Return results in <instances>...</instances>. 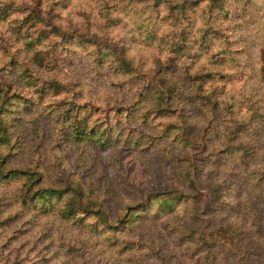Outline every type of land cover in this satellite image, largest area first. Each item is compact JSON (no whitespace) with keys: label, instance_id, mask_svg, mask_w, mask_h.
Here are the masks:
<instances>
[{"label":"rangeland","instance_id":"1","mask_svg":"<svg viewBox=\"0 0 264 264\" xmlns=\"http://www.w3.org/2000/svg\"><path fill=\"white\" fill-rule=\"evenodd\" d=\"M219 1L0 0L4 166L39 177L30 195L69 191L41 212L36 194L35 207L21 202L23 180H0V264H264V0ZM206 20L226 37L204 45ZM99 50L113 54L100 64ZM116 55L130 73L112 68ZM173 78L185 98L211 95L213 120L200 100L157 108ZM73 190L75 218L59 217ZM95 201L115 227L87 226Z\"/></svg>","mask_w":264,"mask_h":264},{"label":"trees","instance_id":"2","mask_svg":"<svg viewBox=\"0 0 264 264\" xmlns=\"http://www.w3.org/2000/svg\"><path fill=\"white\" fill-rule=\"evenodd\" d=\"M212 2L210 3V6H213L215 8H218V6H220V1L219 0H211ZM195 3V1H194ZM8 6H5L3 8H1V10L5 9ZM172 10H177V15L176 18H179L180 16H184L186 10L188 9L187 7V1L185 3H182L181 5H178L177 7H172ZM173 16V15H172ZM213 23L210 20H206L205 21V25L204 28L202 30L201 33V42H203L204 45L208 44L210 42L211 39H213V37H226V34L223 32L222 29L218 28H212ZM58 35H60V30L59 28H56L55 31ZM212 32H213V36H212ZM224 33V34H223ZM178 38V37H177ZM224 43L226 42V40L223 41ZM183 38H180L178 40V42H171L169 44V51L170 54H173L174 57H176V53L180 50H182L183 48ZM227 44V43H226ZM113 54V51H110L108 54L105 53L104 51L99 50L97 52V55H95V59L97 60V62H99L100 64H103L104 61L108 58H110ZM112 61H114V65L112 66V68H119V69H123L122 73H130L132 70L131 64L130 62L126 59L123 58L119 55H116L114 57H112ZM134 70V69H133ZM30 73V69L25 68V70L23 71V73ZM135 72V70L133 71ZM31 75H23L24 78H30ZM197 75H195L194 77H190L188 80L189 82H195L196 79H198V77H196ZM29 80V79H28ZM27 80V84H29V81ZM199 80V79H198ZM60 83V82H59ZM52 85V83H48V82H43V84L40 86V92L44 93L45 89H46V85ZM55 84V85H54ZM53 86L55 89L59 88L60 85H58L57 83H54ZM195 94L194 95H190V98H185L184 96L185 91L183 89H181V85L179 83V78H173L171 79L167 85L165 86L164 89H162V91L160 89H155L154 91V98H155V103L158 109L164 111L167 110V108L165 109L164 107L169 106L170 102L169 100H172L174 98H181V100H188L193 102V100H200L201 103L203 104V108H204V112L208 115L210 114V118L213 120L215 114L213 112L212 106H211V101L213 100V98L211 97V95H205L203 93H201V91L199 89L195 90ZM190 94V93H188ZM187 94V95H188ZM10 97H5V99L3 100V102L1 103V107H0V145L2 146H8L9 145V140H10V132L8 131V122L5 121L4 122V117H3V107L5 104L10 105ZM182 104H184L183 101H181ZM208 106V109H206ZM212 124L210 119L208 118V122L206 123L207 127H209V125ZM240 123H237L235 126H239ZM236 127V128H237ZM75 133V136L83 139L85 138H89L92 139V134L95 131H92L90 134L86 131V133H81V131L76 127L75 130L73 131ZM229 136V135H227ZM106 137V136H105ZM230 138V137H229ZM227 138V141L231 140V138L229 139ZM230 143H228V145L226 146V148H229L228 150L231 149ZM238 149H240L242 151V154L244 155H250L253 156L254 152H252V149H248L246 148V146L243 145H238L237 147ZM245 159V158H243ZM247 160V158L245 159ZM4 163H7V159H6V155H1L0 154V180H4L6 182L8 181H12L15 179H20L23 180V185L25 186V191L22 194L23 197L22 198V203L25 206H31V207H35V197L32 194H36V198L37 199H43L44 202L41 205V207H37V209L41 212H47L52 209V205H53V201L51 200L53 197H62L64 196L66 193H68V190L65 189H61V188H57V189H53V188H41L38 189L36 191H34L31 195V188L33 186V184L37 181V178H34V173H28L27 171L24 170H14V169H7L6 166H4ZM77 189V188H76ZM72 196L71 197V202H65L64 206L61 207V205L59 206L60 209H57L56 213L57 215L62 218H66V219H74L76 214L75 211L77 210L78 206L74 205V198L73 196H80L82 195L81 191L79 190H73L72 191ZM167 201V207L169 211H173L174 209H176V206L178 205V201L177 199L173 198L170 200H165ZM83 203V200L80 201V203ZM151 201L148 202V205L150 204ZM96 206H97V210L101 213H93L94 217L96 218L94 223H92L93 226L91 225H87L90 229L93 227V229H97L98 226H101V228H111V227H115L116 225L114 224L113 226H111L110 223V219L109 216L106 214L105 211L101 210V203L100 202H93ZM148 205H147V200L142 203V204H138V205H134V207H132V209L134 210L131 214L130 212L126 213L124 212L123 217L119 218V223H123L125 225L127 224H132L134 221V217L133 214H137V212L142 211V209L144 208V210H148ZM137 206H144L140 209H136ZM130 208V206L128 207V209ZM167 211V210H165ZM82 219V218H80ZM81 221V220H80ZM81 222H84L83 220Z\"/></svg>","mask_w":264,"mask_h":264}]
</instances>
